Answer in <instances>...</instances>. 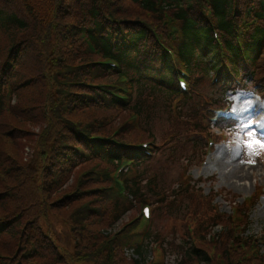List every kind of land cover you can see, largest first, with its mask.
Returning <instances> with one entry per match:
<instances>
[{"label": "trees", "instance_id": "trees-1", "mask_svg": "<svg viewBox=\"0 0 264 264\" xmlns=\"http://www.w3.org/2000/svg\"><path fill=\"white\" fill-rule=\"evenodd\" d=\"M120 1L137 6L138 13L131 14L118 5ZM248 2L211 0L205 3V11L198 0H161L160 5L157 0H0V226L9 224L0 240H20L25 251L38 247L41 257L52 258L54 264H142L138 259L128 261L118 238L106 233L120 221L122 202L103 193L96 202L79 196L83 193L80 184L86 179L78 183L75 159L88 157L86 137L108 135L114 127V122H108L109 115L91 120L78 117L88 111L109 112L96 106L95 92L87 86L101 84L108 77L96 64L101 56L89 50L83 28L101 48L102 56L117 57L130 76L135 94L126 109H135L150 121L161 112L169 115V105L162 99L171 91L173 68L168 62L160 72L153 36L149 50L144 51L150 33L144 24L149 22L147 14L160 21L169 10L180 19L184 29L181 57L192 69L206 70V74L199 73L201 84L220 61L207 17L232 38L234 8L240 19ZM255 4L259 25L245 43L250 64H242L248 82L264 72V0H255ZM120 25L133 30L127 47L119 44ZM225 46L230 58L241 63L234 40H226ZM256 64L254 74L250 71ZM7 84L13 89L12 105L4 110ZM26 148L28 154H24ZM149 164L145 163L147 169L141 171L133 193L147 196L165 188L162 175L149 174L156 170ZM88 179L96 178L89 174ZM172 193L160 205L171 207L181 197ZM68 199L71 202L65 204ZM66 208H70L65 220L72 238L63 244L52 219ZM199 224L203 226L204 221ZM160 236L159 230H152L149 242L136 251L141 253ZM187 238L185 232L183 243L168 241L169 250L177 254L175 264H211L209 253Z\"/></svg>", "mask_w": 264, "mask_h": 264}, {"label": "rangeland", "instance_id": "rangeland-1", "mask_svg": "<svg viewBox=\"0 0 264 264\" xmlns=\"http://www.w3.org/2000/svg\"><path fill=\"white\" fill-rule=\"evenodd\" d=\"M118 5L122 8L127 9L131 14L138 13V8L131 5L127 1H120ZM200 90L205 95H211L215 92V88L207 83L204 86H200ZM242 101L241 109V120L248 121L252 123L257 120L264 113V100L258 101V97L249 92L239 91L237 93ZM229 97V96H228ZM203 100V98H199ZM110 116L109 120L116 122L117 137L123 138L127 142H141L156 140L159 143L165 142L167 130L171 127L165 119V114L154 117L150 121H143V125L140 126L133 119L132 113L130 111H125L118 108H112L109 112H99V111H88L86 113H79L78 117L83 120H91L94 117ZM157 121V124H156ZM144 126V127H143ZM147 128V129H146ZM257 123H253L250 126H246L245 130L247 133L245 135L240 133L238 130V138L233 141L231 146L222 149L214 157L213 164L210 167L207 175L212 176V181L206 180L202 182H197L195 180L198 164L195 163V159L189 161L188 158L192 154L193 148H188L185 145H181L178 150V154L170 161H166L165 158L161 159L164 164L167 165V170L169 171L168 181L164 183L165 191L168 192L172 188L176 189L179 185L178 177L179 170L182 168L181 172H189L193 176V183L198 184L203 190V195L194 190H189L187 192L181 193V197L173 201L171 207L160 206L156 207L154 210L155 214V224L154 229H160L162 237L166 247L168 248V241H175L178 244L183 243L182 233L187 230V225L190 223L192 226L199 227L200 220L206 221L203 229L200 232H190V235L186 240H189L193 245H196L209 254L215 252L219 253L227 246L228 238L225 236L224 239L219 237L216 239L217 243L214 245L212 243V236L215 232H220L221 229L227 225V235L231 234L230 227L235 229L237 234H257L260 230V235L264 238V209L259 207L255 213L249 214L247 217L242 216L241 212H234L230 208L233 203H240L242 201V195L251 193L255 188L260 186V182L264 178V140L262 137L254 135V132L258 130ZM33 132V131H32ZM165 139V140H164ZM188 148V149H187ZM168 152V153H167ZM29 149H24V154H28ZM167 157H169L170 152H163ZM186 154L185 159L183 156ZM39 157V154H37ZM77 161V180L81 178L86 179L82 184H80V191L83 192L79 194L84 200H90L96 202L100 199V196L107 188L106 177H100L97 179H88L89 172L91 171H102L106 169L105 165L99 164L97 161H90L84 158H76ZM187 160V161H186ZM228 160H233L235 162H240L245 168L244 172H248L251 167H257V172L248 178H235L231 174L232 166L222 165V162ZM183 162L187 168H183ZM144 169V168H143ZM145 170V169H144ZM215 175V176H213ZM183 182V181H181ZM185 182V181H184ZM211 183L214 188L222 189L223 191L218 194V197H213V202L210 198L205 197L209 194ZM84 190H86L84 192ZM218 190V189H217ZM91 191V193H88ZM156 196H153V199ZM71 200H65V204H68ZM214 203H218L220 206L219 211L214 206ZM156 205V204H155ZM70 212V208L61 209L58 214L54 215V219L61 224H65L66 217ZM223 213V214H221ZM133 214H136L134 212ZM140 220V219H139ZM138 220V221H139ZM124 222H127L125 220ZM61 225L57 226L60 230ZM69 232L65 230V235H63V240L68 239ZM59 236V235H58ZM166 240V241H165ZM260 253L264 255V248L259 247ZM23 255L30 257V259H23ZM143 255L147 257V260L151 261V252L148 248L143 251ZM33 255L28 254L23 251V247L18 249L14 254H7L2 250V245H0V264H45L46 259L32 257ZM176 258L175 254H169L168 264H173ZM61 264V263H55ZM258 264V263H257Z\"/></svg>", "mask_w": 264, "mask_h": 264}, {"label": "bare ground", "instance_id": "bare-ground-1", "mask_svg": "<svg viewBox=\"0 0 264 264\" xmlns=\"http://www.w3.org/2000/svg\"><path fill=\"white\" fill-rule=\"evenodd\" d=\"M221 164L226 166H232L231 174L235 178H248L249 176L254 175L255 172H257L258 174L259 171L257 167H251L248 172H244L245 168H243L242 164L233 160H228L226 162H222Z\"/></svg>", "mask_w": 264, "mask_h": 264}]
</instances>
